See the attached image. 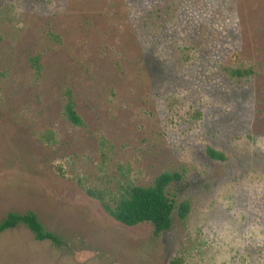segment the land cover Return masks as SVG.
Returning a JSON list of instances; mask_svg holds the SVG:
<instances>
[{"label": "rangeland", "instance_id": "1", "mask_svg": "<svg viewBox=\"0 0 264 264\" xmlns=\"http://www.w3.org/2000/svg\"><path fill=\"white\" fill-rule=\"evenodd\" d=\"M167 171L158 234L87 191ZM30 212L59 242L20 224L0 264H264V0H0V221Z\"/></svg>", "mask_w": 264, "mask_h": 264}, {"label": "trees", "instance_id": "2", "mask_svg": "<svg viewBox=\"0 0 264 264\" xmlns=\"http://www.w3.org/2000/svg\"><path fill=\"white\" fill-rule=\"evenodd\" d=\"M231 73L237 77H246L253 73L252 69H232ZM66 116L74 125L83 123L81 116L76 110V105L71 93L65 108ZM210 157L214 159H224L223 154L213 150H207ZM183 178L179 171H167L159 174L152 184L141 186H129L118 198L108 201L107 193L100 190L88 189V194L101 201L103 208L112 215L118 222L135 226L140 223H150L154 226L155 233L167 231L172 228L173 215L177 210L182 222H185L190 212V203L183 201L176 204L175 200L169 195L170 185ZM25 224L35 235L37 240L51 239L59 242L57 236L44 229L35 213L18 214L10 213L0 221V234L8 229ZM172 264H179L178 260Z\"/></svg>", "mask_w": 264, "mask_h": 264}]
</instances>
